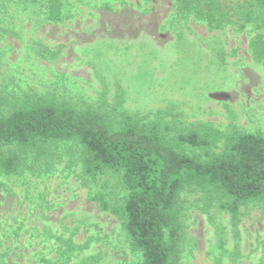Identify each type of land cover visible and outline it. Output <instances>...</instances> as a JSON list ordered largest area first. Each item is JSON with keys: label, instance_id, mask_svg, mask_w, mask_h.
<instances>
[{"label": "rangeland", "instance_id": "374dc122", "mask_svg": "<svg viewBox=\"0 0 264 264\" xmlns=\"http://www.w3.org/2000/svg\"><path fill=\"white\" fill-rule=\"evenodd\" d=\"M63 3L64 22L49 24L35 3L0 0L1 92H54L91 105L118 103L145 121L162 115L264 135V63L256 64L249 50L259 33L254 27L211 30L180 18L174 0ZM80 174L66 157L51 174L0 175V264L63 262L69 255L57 237L89 243L69 256L70 264L140 263L120 220L91 199L102 193L120 204L118 180ZM182 203L181 264H213L224 253L223 264H233L229 216L203 213L196 190L184 192ZM242 213L238 264H264V211L251 204Z\"/></svg>", "mask_w": 264, "mask_h": 264}, {"label": "trees", "instance_id": "16d2710c", "mask_svg": "<svg viewBox=\"0 0 264 264\" xmlns=\"http://www.w3.org/2000/svg\"><path fill=\"white\" fill-rule=\"evenodd\" d=\"M25 2L35 3L47 23L64 22L63 0ZM174 3L180 18L204 22L211 30L254 27L259 33L250 40L249 50L256 64L264 63V0ZM121 95L119 91L118 99ZM66 157L68 168L78 165L82 178L118 180L124 192L120 204L111 205L102 193L91 199L120 220L139 264H181L182 195L188 190L201 193L203 213L216 210L229 216L233 264L242 257L243 207L253 204L264 211V135L237 126L223 131L202 122L186 125L162 115L145 121L118 103L91 105L54 92L0 91V175L51 174ZM56 239L69 256L89 247L71 238ZM224 255L213 264H223ZM69 256L63 262L42 261L70 264Z\"/></svg>", "mask_w": 264, "mask_h": 264}]
</instances>
